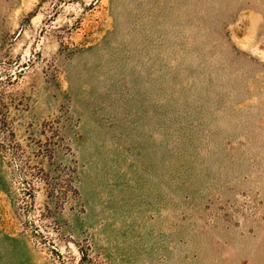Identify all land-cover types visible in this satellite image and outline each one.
<instances>
[{
    "label": "rangeland",
    "instance_id": "374dc122",
    "mask_svg": "<svg viewBox=\"0 0 264 264\" xmlns=\"http://www.w3.org/2000/svg\"><path fill=\"white\" fill-rule=\"evenodd\" d=\"M0 264H264V0H0Z\"/></svg>",
    "mask_w": 264,
    "mask_h": 264
}]
</instances>
